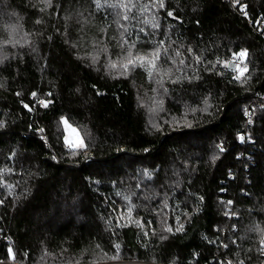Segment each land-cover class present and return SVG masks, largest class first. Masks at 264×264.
<instances>
[{
    "label": "trees",
    "instance_id": "trees-1",
    "mask_svg": "<svg viewBox=\"0 0 264 264\" xmlns=\"http://www.w3.org/2000/svg\"><path fill=\"white\" fill-rule=\"evenodd\" d=\"M162 4L0 0V264H264V0Z\"/></svg>",
    "mask_w": 264,
    "mask_h": 264
},
{
    "label": "snow or ice",
    "instance_id": "snow-or-ice-1",
    "mask_svg": "<svg viewBox=\"0 0 264 264\" xmlns=\"http://www.w3.org/2000/svg\"><path fill=\"white\" fill-rule=\"evenodd\" d=\"M42 3L45 4V6H51V3H52V0H41ZM236 2L238 3L239 0H236ZM161 6H163L162 4V0H161ZM41 11H43V9H41ZM169 15H171V13H169ZM125 19H127V17H125ZM39 23V21H37ZM240 59H241V63H243V60L247 57V52L246 51H241L239 52L238 54H236ZM153 56L155 58H158L159 57V53L156 52L153 54ZM129 57H131V53H129ZM139 61L141 63V66L144 65V63L146 62L148 65H150L152 68L155 67V59H148L147 57H136L135 60L132 59V58H129L128 59V62L123 64L122 67L127 70L129 65H132V66H135V63ZM225 66H228L227 64ZM112 67H116L115 64L112 65ZM234 71L237 72V75L235 76V79L236 80H241L245 73L248 71V68H247V65L244 64L243 67L240 66V64H237L235 66V68L233 69ZM33 95H35V93H33ZM41 103H44L43 101ZM46 106V105H45ZM25 107H27V105H25ZM65 124H67V121L64 122ZM70 127V126H69ZM73 132H75V129H72ZM79 146H83L82 142L80 143ZM130 215V214H129ZM138 223V222H137ZM171 229H169L170 231ZM119 246L117 245V248ZM261 247H262V250H264V239L261 240ZM10 254H11V249L9 250ZM14 258V257H13ZM113 259H116L118 257H112ZM228 264H231V262H228ZM240 264H243V261H240Z\"/></svg>",
    "mask_w": 264,
    "mask_h": 264
},
{
    "label": "rangeland",
    "instance_id": "rangeland-1",
    "mask_svg": "<svg viewBox=\"0 0 264 264\" xmlns=\"http://www.w3.org/2000/svg\"><path fill=\"white\" fill-rule=\"evenodd\" d=\"M74 129L73 127H69V125L65 124V136L64 140L68 147H75L80 148V143L82 142L81 137L79 136L77 130L75 129V132L72 131ZM83 144V142H82Z\"/></svg>",
    "mask_w": 264,
    "mask_h": 264
}]
</instances>
